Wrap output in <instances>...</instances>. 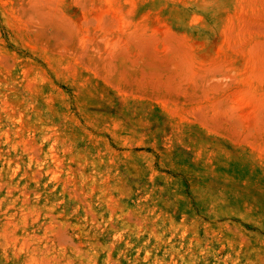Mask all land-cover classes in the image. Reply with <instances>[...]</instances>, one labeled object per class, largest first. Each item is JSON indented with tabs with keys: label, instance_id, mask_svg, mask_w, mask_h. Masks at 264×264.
I'll return each instance as SVG.
<instances>
[{
	"label": "rangeland",
	"instance_id": "obj_1",
	"mask_svg": "<svg viewBox=\"0 0 264 264\" xmlns=\"http://www.w3.org/2000/svg\"><path fill=\"white\" fill-rule=\"evenodd\" d=\"M0 264H264V0H0Z\"/></svg>",
	"mask_w": 264,
	"mask_h": 264
}]
</instances>
